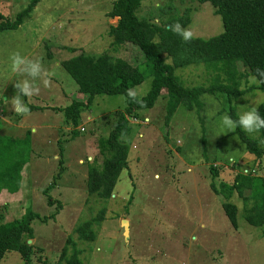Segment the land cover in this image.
<instances>
[{
    "label": "rangeland",
    "instance_id": "374dc122",
    "mask_svg": "<svg viewBox=\"0 0 264 264\" xmlns=\"http://www.w3.org/2000/svg\"><path fill=\"white\" fill-rule=\"evenodd\" d=\"M114 1L40 0L16 29L0 30V146L20 150L27 161L20 189L0 192V223L19 220L28 211L49 217L56 205L47 204L48 196L61 204L55 221L31 224L30 244L41 249L33 256L34 264H40L37 255L55 264L69 237L81 251L83 264H264V234L246 222L241 199L236 194L231 198L239 209L234 230L222 208L224 198L211 189L212 181L219 190L220 183L232 184L238 173L264 176V155L256 160L233 131H220V118L229 106L221 94L203 95L199 112L179 108L168 123L165 99L139 112L137 120L129 118L131 132L123 139L129 145L127 171L120 174L109 200L87 193L88 171L103 161L100 140L115 126L116 113L124 111L125 97L96 96L88 110H81L79 134L73 138L61 109L77 96V85L61 62L71 58L74 49L96 57L110 50L107 32L118 20L106 14ZM30 2L0 0V26L13 23ZM138 17L160 26L186 18V24L179 25L193 38L206 40L222 31L213 7L195 0H143ZM126 46L127 62L133 67L142 64L139 49ZM15 52L39 61L45 74L13 73L10 56ZM238 71L245 94L232 105L240 118L262 105L264 94L255 90L258 82L249 83L255 78L245 68L239 65ZM176 73L186 87L208 84L202 66ZM25 79L36 89L31 96L16 87ZM150 85L151 78H146L135 88V96H144ZM18 94L30 110L27 115L13 110L11 101ZM246 135L259 139V132ZM260 146L264 151V142ZM243 194L250 196L248 190ZM122 220L128 222L127 239ZM88 221L93 242L80 240L76 232ZM0 264L25 263L12 251Z\"/></svg>",
    "mask_w": 264,
    "mask_h": 264
},
{
    "label": "trees",
    "instance_id": "16d2710c",
    "mask_svg": "<svg viewBox=\"0 0 264 264\" xmlns=\"http://www.w3.org/2000/svg\"><path fill=\"white\" fill-rule=\"evenodd\" d=\"M38 1L40 0H31L13 23L1 25L0 30L16 29ZM142 1L113 2L110 12L106 14L107 18L118 20L107 32L112 39L110 50L96 57L74 49L71 50V58L61 62L77 85V96H73L71 103L61 109L64 125L71 128L73 138L79 134L77 127L80 124L81 110H88L96 96L125 97L124 111L116 113L115 126L105 140H100L98 152L103 160L101 167H91L86 180L87 193L104 201L111 198L120 174L128 169L129 145L123 139L131 132L129 118L137 120L139 112L148 111L159 99H165V121L168 123L179 108L199 112L203 108V95L221 94L229 104V119L236 122L239 117L232 102L245 94L239 88V65L257 80L255 90L264 94V0H195L199 4L208 3L213 7L215 15L220 18L222 31L206 40L192 37L188 42H184L181 36L171 30V26L176 23L185 25L183 22L187 21L186 18L184 21L169 19L163 26L140 19L138 12ZM127 44L138 48L142 53L144 62L139 66L133 67L127 62ZM192 65L204 68L209 77L206 86H184L176 70ZM146 78H151L150 88L144 96L137 98L135 88ZM256 112L264 120V103L256 108ZM258 132L259 139L251 140L237 123L231 135H236L244 144L246 153L259 161L264 155L260 146L264 142V127ZM26 163L24 153L20 150L0 146V192L12 194L20 189L22 170ZM59 164L60 167L63 164L60 159ZM243 171L246 173L247 169ZM212 176H217L216 170L212 172ZM219 187L220 190L214 181L211 182L212 191L225 200L222 208L232 228L237 229L236 216L239 209L231 201L236 194L241 199L246 222L260 228L264 234V176H252L250 171L246 174L238 173L232 184L220 183ZM50 188L52 187L44 191V195H47ZM244 190H248L250 196H244ZM47 204L56 205L55 212L49 217H40L28 211L19 220L0 223V261L8 252L13 251L19 254L25 264H34L33 256L41 252V249L27 244L34 238L31 224L34 220L42 223L55 221L61 209V204L49 196ZM76 232L80 240H95L89 221L77 227ZM80 254L81 251L69 237L55 264H83ZM37 260L40 264H46L44 260L40 261L38 255Z\"/></svg>",
    "mask_w": 264,
    "mask_h": 264
},
{
    "label": "clouds",
    "instance_id": "9594fccd",
    "mask_svg": "<svg viewBox=\"0 0 264 264\" xmlns=\"http://www.w3.org/2000/svg\"><path fill=\"white\" fill-rule=\"evenodd\" d=\"M171 30L174 31L177 35L181 36L184 42H188L192 38L191 31L182 30L179 23H176L174 26H171ZM11 61V71L13 73H27L29 76H36L37 74H45L42 72V66L39 61H31L28 58L21 56L19 52H15L10 56ZM24 66V67H22ZM258 70V69H257ZM264 76V74H262ZM264 82V81H262ZM47 84V80L44 81ZM250 84H257L255 79H250ZM16 87L20 92L24 94V96L33 95L35 88H33L32 84L29 80L25 79L22 84H17ZM130 95H132L130 93ZM12 106L13 110L18 115H27L29 114V108L27 105L22 103L20 95H16L12 98ZM237 123L240 128L248 133L253 134L257 133L261 127H264V120H261L256 112V107L252 108L248 111L244 116H241L238 121L233 122L228 118V115H224L220 118V131L223 133L225 129L228 131H234L236 129Z\"/></svg>",
    "mask_w": 264,
    "mask_h": 264
},
{
    "label": "water",
    "instance_id": "95a60500",
    "mask_svg": "<svg viewBox=\"0 0 264 264\" xmlns=\"http://www.w3.org/2000/svg\"><path fill=\"white\" fill-rule=\"evenodd\" d=\"M121 227L123 230V236L127 239L128 238V222L126 220H122ZM27 244H30V241H28Z\"/></svg>",
    "mask_w": 264,
    "mask_h": 264
}]
</instances>
